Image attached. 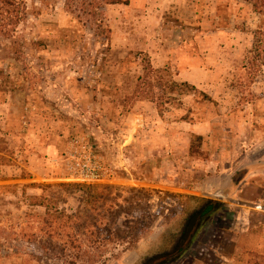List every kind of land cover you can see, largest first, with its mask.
Masks as SVG:
<instances>
[{
    "label": "rangeland",
    "instance_id": "1",
    "mask_svg": "<svg viewBox=\"0 0 264 264\" xmlns=\"http://www.w3.org/2000/svg\"><path fill=\"white\" fill-rule=\"evenodd\" d=\"M112 1L0 10V264H142L202 201L228 207L174 264H264V15ZM194 64L206 71L182 80ZM50 146L93 152L103 181H70Z\"/></svg>",
    "mask_w": 264,
    "mask_h": 264
},
{
    "label": "flooded vegetation",
    "instance_id": "2",
    "mask_svg": "<svg viewBox=\"0 0 264 264\" xmlns=\"http://www.w3.org/2000/svg\"><path fill=\"white\" fill-rule=\"evenodd\" d=\"M221 205L210 201H202L200 206L193 209L186 215L180 225L178 237L175 236L170 242L169 247L160 252H155L145 259L142 264H174L182 259L184 253L190 248L205 226L213 219L215 213L219 211Z\"/></svg>",
    "mask_w": 264,
    "mask_h": 264
},
{
    "label": "built area",
    "instance_id": "3",
    "mask_svg": "<svg viewBox=\"0 0 264 264\" xmlns=\"http://www.w3.org/2000/svg\"><path fill=\"white\" fill-rule=\"evenodd\" d=\"M61 160L67 164L68 179L72 182L93 185L102 182L104 179L105 168L91 151L85 157H76L72 153L64 157L60 153H56L54 157L50 155L48 163L53 168H57Z\"/></svg>",
    "mask_w": 264,
    "mask_h": 264
},
{
    "label": "trees",
    "instance_id": "4",
    "mask_svg": "<svg viewBox=\"0 0 264 264\" xmlns=\"http://www.w3.org/2000/svg\"><path fill=\"white\" fill-rule=\"evenodd\" d=\"M239 1H245V2H248L250 3L252 6H253V9L255 11V13L257 14H260V15H264V0H239ZM120 2H122L121 0H113L111 2V4H120ZM3 4L4 7H2L1 5ZM15 3H14V0H0V10H5L4 8H8L9 6H13ZM0 17H2V21H4V19H6L4 17V14L0 13ZM6 28V27H5ZM147 65H146V70H145V74H146V78L148 79L149 81V84H151V77H155V79L157 80V77H156V74L159 72V71H155L150 63V60H147ZM155 80V81H156ZM171 90L172 92H176L182 88H193L190 84L188 83H182V84H178V83H172L171 84ZM196 90V89H195ZM197 91V90H196ZM198 92V91H197ZM159 106V105H158ZM202 136H196V141H199L198 142V145H194L193 147L197 148H200V141H202ZM1 159H4V158H1ZM6 162V161H5ZM240 181V180H239Z\"/></svg>",
    "mask_w": 264,
    "mask_h": 264
},
{
    "label": "crops",
    "instance_id": "5",
    "mask_svg": "<svg viewBox=\"0 0 264 264\" xmlns=\"http://www.w3.org/2000/svg\"><path fill=\"white\" fill-rule=\"evenodd\" d=\"M202 50H204L205 49V47H203V48H201ZM206 51V50H205ZM205 51H203L201 54H202V63H203V60H208V59H210V60H213V61H216V54L214 55L212 52H210V53H205ZM213 56H215L214 58H213ZM218 57H220V55H217ZM204 65V64H203ZM192 67V69H190V67L189 68H187L186 70H183L182 72L181 71H179V75H180V78H182V80H184V81H191V78H190V76H193L194 74H196V73H198V74H202L203 72H205L206 70H205V68H201L202 66L200 65V64H194V66H191ZM188 69H190V70H188ZM209 72H211L213 75H214V78H216L217 77V74H219V69H213V70H208ZM216 74V75H215ZM189 76V77H188ZM48 152H49V154L51 155V156H53L54 157V155L56 154V153H59V151H58V149L57 148H55V146H50L49 147V150H48ZM244 174H246V172L244 173ZM243 178V177H242ZM239 183V182H238ZM238 183H235V184H238ZM233 190H235L236 188H235V186L232 188ZM221 207L222 208H224V207H228V205L226 204V203H223V205H221ZM261 242H263L264 243V239H262L261 238V240H260ZM260 252L262 251V253L261 254H264V246L263 247H261V249L259 250Z\"/></svg>",
    "mask_w": 264,
    "mask_h": 264
}]
</instances>
